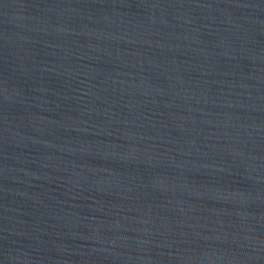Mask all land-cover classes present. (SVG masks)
Wrapping results in <instances>:
<instances>
[{"label":"water","instance_id":"water-1","mask_svg":"<svg viewBox=\"0 0 264 264\" xmlns=\"http://www.w3.org/2000/svg\"><path fill=\"white\" fill-rule=\"evenodd\" d=\"M0 264H264V0H0Z\"/></svg>","mask_w":264,"mask_h":264}]
</instances>
